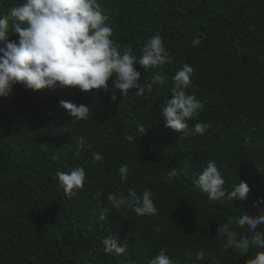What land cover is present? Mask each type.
Here are the masks:
<instances>
[{
	"label": "trees",
	"instance_id": "16d2710c",
	"mask_svg": "<svg viewBox=\"0 0 264 264\" xmlns=\"http://www.w3.org/2000/svg\"><path fill=\"white\" fill-rule=\"evenodd\" d=\"M22 0H0V15ZM121 48L131 44L139 57L144 43L160 35L174 57L164 66L165 85L143 96L102 90L31 91L15 85L0 98V264H150L165 249L173 264H245L257 251L224 250L218 224L231 217L258 214L264 204V0H97ZM18 36H10V41ZM0 47H3L0 44ZM193 67L188 93L205 108L189 121L207 123L205 135L175 133L164 127L161 106L172 98V77ZM138 81H151L144 70ZM111 87V81H109ZM89 106V119L73 121L60 101ZM143 127L144 132L138 128ZM92 149L77 156L76 139ZM104 156L95 162L92 152ZM55 156L57 159L53 160ZM215 160L229 190L241 181L250 192L233 204L210 201L195 186L208 160ZM129 167L127 183L119 168ZM83 167V189L69 198L53 179L56 171ZM179 170L171 181L167 171ZM139 194L150 189L159 215L139 217L111 208L101 220L109 192ZM101 192L102 200L94 199ZM156 228L160 231L157 232ZM238 233L242 229L233 226ZM257 230L264 231V225ZM116 236L128 251L105 254L101 241ZM205 252L197 262L195 253ZM184 251L193 254L189 259Z\"/></svg>",
	"mask_w": 264,
	"mask_h": 264
},
{
	"label": "clouds",
	"instance_id": "9594fccd",
	"mask_svg": "<svg viewBox=\"0 0 264 264\" xmlns=\"http://www.w3.org/2000/svg\"><path fill=\"white\" fill-rule=\"evenodd\" d=\"M107 20L97 0H22L11 6L6 14L0 15V44L3 45L0 47V98H7L15 85L31 91L70 88L87 93L102 90L106 94L110 93L112 100H116L117 95L128 96L130 90H135L136 96H143L154 85L167 84L164 66L171 65L174 57L166 50L162 37L158 34L151 36L137 57L131 44L121 48L112 39L113 30ZM10 36H18V41H10ZM137 65L144 70H155L146 87L138 82L141 73L137 71ZM193 73V67L187 63L177 70L172 77V98L166 99L161 106L164 127L182 134V138L189 135L203 136L211 127L207 123H195L189 127V121L194 120L205 108L204 101L197 97L195 91H187ZM60 107L67 110L73 121L89 119L90 108L87 105L62 100ZM138 131L144 132L143 127H139ZM76 145L77 156L85 148H93L83 136L77 137ZM92 158L95 162L102 163L104 160L98 151L92 152ZM52 159L57 158L53 156ZM255 168L264 171V165L257 164ZM178 175L179 170L176 168L167 171L169 181ZM53 179L71 198L83 189L86 172L83 167H75L70 172L58 170ZM119 179L121 183L128 182L129 167L126 163L119 168ZM225 184L223 173L212 159L202 166L195 181V186L207 194L210 201L233 204L246 200L250 192L246 182L233 185L231 190ZM102 195L97 192L94 199L102 200ZM106 200L109 206L103 207L101 220L106 219L111 208L131 210L139 217L159 215L150 189L138 194L135 188H129L126 195L123 192H109ZM257 203L264 204V198ZM218 225L217 231L224 240L221 245L224 250L234 249L246 254L255 248L257 251L253 258L246 260L245 264H264V231L257 230L264 225V208L258 214L245 211V214L231 217ZM234 225L246 228V231L238 233ZM156 231L160 229L156 228ZM101 245L106 255L115 256L124 255L129 248L127 238L121 246L119 239L112 235L104 238ZM183 255L193 258L189 251H184ZM205 255L204 251H197L194 258L200 262L205 259ZM150 264H173V261L166 250L161 249Z\"/></svg>",
	"mask_w": 264,
	"mask_h": 264
}]
</instances>
